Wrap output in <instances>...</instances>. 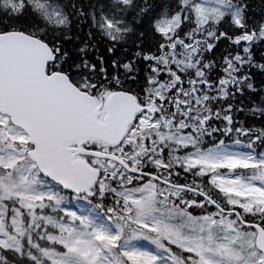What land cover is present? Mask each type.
I'll list each match as a JSON object with an SVG mask.
<instances>
[{
	"label": "snow or ice",
	"instance_id": "obj_1",
	"mask_svg": "<svg viewBox=\"0 0 264 264\" xmlns=\"http://www.w3.org/2000/svg\"><path fill=\"white\" fill-rule=\"evenodd\" d=\"M251 11L0 0V264H264Z\"/></svg>",
	"mask_w": 264,
	"mask_h": 264
},
{
	"label": "trees",
	"instance_id": "obj_2",
	"mask_svg": "<svg viewBox=\"0 0 264 264\" xmlns=\"http://www.w3.org/2000/svg\"><path fill=\"white\" fill-rule=\"evenodd\" d=\"M249 3L251 5V9H252V11L250 12V15L254 14L255 16L258 17L259 13L261 11H264V0H249ZM221 47H223V45H221ZM101 51L103 52V49H101ZM262 51H264V48H258L256 50V52L254 53V55L259 57V55L261 54ZM236 118L240 119V120L247 119L249 124H253L256 127L261 126L258 119L252 118L251 115L247 111L242 112V113H237Z\"/></svg>",
	"mask_w": 264,
	"mask_h": 264
}]
</instances>
